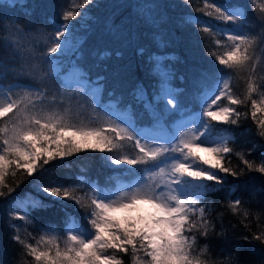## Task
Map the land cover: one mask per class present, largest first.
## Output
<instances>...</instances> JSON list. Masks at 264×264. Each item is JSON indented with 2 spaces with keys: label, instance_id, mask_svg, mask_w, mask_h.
<instances>
[{
  "label": "snow or ice",
  "instance_id": "obj_1",
  "mask_svg": "<svg viewBox=\"0 0 264 264\" xmlns=\"http://www.w3.org/2000/svg\"><path fill=\"white\" fill-rule=\"evenodd\" d=\"M184 2L190 5V0ZM249 2L258 9L256 18L264 26V6L257 5L256 0ZM94 3L95 0H69L60 14L61 23L53 31L26 36L22 26L14 27L10 38L2 42L5 57L10 53L13 59L19 58L20 68L15 75L29 77L34 83L29 87L0 85V117H9L0 126V197L15 191L9 176L15 179L19 174V187L25 176L34 179L51 162L84 151L111 153L105 156L106 162L117 168L127 165L122 171L136 178L130 183L117 180L111 188H101L84 177H79L76 184H38L37 191L54 202H74L83 211L87 226L69 216L62 232L46 228L33 245L28 242L31 233L22 237L20 225L11 223L20 220L25 225L32 224L31 213L45 208L43 199H26L14 205L19 213L9 211V226L16 229L11 239L35 264H123L116 253L129 252L132 264H207L201 256L193 255L196 234L207 238L214 231L211 206L204 205L203 200L210 192L224 191L226 185L247 173L264 177V156L257 163L249 159L251 150L236 152L229 130L212 123L238 125L241 113L233 106L249 99L254 120L257 112L264 113V91H260L259 101L252 98L254 92L264 88V66L257 72L253 57L258 36L264 44V27L258 36L253 35L248 29L247 9L201 0L202 7H196L195 12L225 26L214 27L199 19L189 23L202 33V42L210 36L217 48L223 49L222 53L209 52L223 67L213 70L211 83L208 76L194 74L200 110L189 112L181 102L180 90L172 86L173 73L166 69L164 61H153L158 87L151 97L141 86L133 85L131 90L132 104L141 106L152 121V129L145 130L136 126L133 114L121 111L115 102L107 106L101 103L103 77L90 81L78 64L63 73V58L69 53L75 56L82 47L73 29ZM219 37H226L227 43ZM41 42L43 47H39ZM5 68L6 58H0V77H6ZM224 69L248 73L244 100L233 93L231 75ZM56 82L58 88L54 87ZM224 99L227 104L218 103ZM177 113L180 120L171 132L165 131L166 121ZM257 128L264 137V119L257 122ZM201 151L209 158L200 156ZM232 154L243 168L231 164ZM236 191H229L227 208L247 219L246 201L239 196L232 198ZM140 204L150 205L152 211L122 219L114 215L137 211ZM257 229L252 240L264 246V226L258 224ZM244 240L247 242L248 237ZM110 251L112 254H107ZM141 252L146 259L139 256ZM219 264L236 262L229 259Z\"/></svg>",
  "mask_w": 264,
  "mask_h": 264
},
{
  "label": "trees",
  "instance_id": "obj_2",
  "mask_svg": "<svg viewBox=\"0 0 264 264\" xmlns=\"http://www.w3.org/2000/svg\"><path fill=\"white\" fill-rule=\"evenodd\" d=\"M67 2V0H13L0 3V58H6V66L10 67L5 68L7 75L0 77V84L21 82L33 85L34 83L29 77L15 75L20 68L19 58L13 59L10 53L5 57L2 42L11 36L5 22L16 18L14 27L22 26L26 36L38 35L40 32L46 34L53 31L55 24L61 21L60 14ZM74 2L75 0H72V3ZM227 2L247 9L248 29L253 35L258 36L264 27L256 18L258 9L251 5L249 0H227ZM24 4L28 7H22ZM256 4L264 6V0H256ZM198 6L202 7L201 0H190V5L184 0H95V3L88 7L89 16L84 19L85 21L80 22V26V23L78 24L79 35L82 38L79 62L90 78L103 77L101 101L105 102L110 98L119 100L125 106L130 104L134 108L137 106L132 104L131 90L133 85L149 90L151 82L155 80L152 57L164 52L157 43V37L161 36L167 46L165 52H172V57L168 59L175 67L176 80L183 78L179 83L182 100L186 104L196 102L194 74H203L210 80L214 75L213 70L223 67L209 55L210 51L222 53L223 49L217 48L210 36L202 42L200 39L202 33L197 26L189 23L195 16L206 18L202 13L195 12L194 9ZM73 22L76 24L75 21ZM219 38L227 42L226 37ZM39 47H43V42ZM253 57L259 72L264 66V44L260 43L259 36ZM224 72L231 75L230 87L233 93L244 100L247 95L248 73L237 74L228 69H224ZM54 87L58 88L59 83H54ZM260 91H264V88L254 92L252 98L259 101ZM220 103L227 104V100L224 99ZM233 107L241 113L238 125L212 123L217 128H226L231 132L233 137L231 146L236 152L247 153L251 150L249 159L259 163L264 156V137L259 135L257 122L264 119V113L257 112L254 120L251 115L250 99ZM141 113L145 119L147 115L144 111ZM8 119L9 117H1L0 126L7 123ZM108 155L111 153L84 151L62 161H53L45 166L46 171L37 173L34 179L25 176L19 187H16L19 174L15 179L11 176L7 178L15 191L10 196L0 197V264H35L32 257L27 256L26 251L11 239L16 229L9 226L8 214L11 211L9 202L18 196L43 199L45 208L31 213L32 224L25 225L20 220L11 221L12 224L20 225L22 237L31 233L28 242L33 245L46 228L62 232L66 225L65 220L69 216L86 227L84 213L74 202H54L52 197L38 192L37 185L76 184L79 177H84L86 181L95 182L101 188H111L116 179L122 178L124 173L122 169H127L128 166L121 165L117 168L110 165L105 160V156ZM229 159L233 166L244 167L235 154L230 155ZM135 167L139 169L141 166ZM125 173L132 174L129 171ZM228 179L232 180L231 177ZM233 188L237 191L232 198L239 196L246 201L245 207L249 211L247 219L242 214L234 215L227 208L228 193ZM3 191L7 192V189ZM242 193L246 194L242 195ZM202 203L211 206L214 231L207 238L200 236L199 233L196 234L194 256H201L207 264H219L229 259L234 260L236 264H264V246L252 240V234L258 231L257 225L264 226V177L256 172L247 173L239 180L226 185L224 191L210 192ZM62 204H67L68 207H61ZM244 237H248L247 242ZM205 246L207 248L202 253ZM107 254L112 253L110 251ZM116 255L123 264H132L131 252L116 253ZM139 256L146 259L143 252L139 253Z\"/></svg>",
  "mask_w": 264,
  "mask_h": 264
},
{
  "label": "rangeland",
  "instance_id": "obj_3",
  "mask_svg": "<svg viewBox=\"0 0 264 264\" xmlns=\"http://www.w3.org/2000/svg\"><path fill=\"white\" fill-rule=\"evenodd\" d=\"M4 1H8V2H11V1H13V0H0V3H4ZM68 2H69V0H67ZM257 1H263V0H257ZM67 2V3H68ZM214 2H217V3H227L228 5H231L229 2H227V0L226 1H222V0H217V1H214ZM71 3H72V0H71ZM89 16V13L87 12L86 13V15H85V17H84V19L85 18H87ZM192 20L193 19H199L202 23H211V24H213V26L215 27V26H220V27H224L225 25H223V24H221L220 22H216V21H213V20H211V18L210 17H206L205 19L204 18H202V17H200V16H195V17H192L191 18ZM83 21H85V20H82V21H80V22H83ZM8 22V21H7ZM59 23H61V21H59V22H57L56 24H55V26L56 25H58ZM74 23V22H73ZM8 25L10 26V24L8 23ZM81 25V23L79 24V26ZM55 26H54V28H55ZM79 26L77 25L74 29H73V31H74V33L77 35V37L79 38V40H80V42H81V36L79 35V31H78V28H79ZM47 34V33H46ZM36 35V34H35ZM9 36H10V34H9ZM7 40V39H6ZM157 43H158V45H159V47H160V49L162 50V51H164L162 54H160V55H162V56H160V55H157V54H155L153 57H152V59H153V61H155V60H162V61H164L165 62V67H166V69L168 70V71H170V72H172L173 73V79H172V86L174 87V88H178L179 90H180V92H181V87H180V85H179V83H181V81H182V79L183 78H180L181 80H176V70H175V67H173V65L170 63V61H169V57H172V52H165V51H167V46L165 45V42L163 41V38L161 37V36H158L157 37ZM227 43V42H226ZM80 55H81V53H80V51L78 52V53H76V55L75 56H73L71 53H69L66 57H64L63 58V61H62V67H63V73L64 74H67L69 71H70V69L72 68V66H73V64H78V66L86 73V70L84 69V68H82V66H81V64H80V62H79V58H80ZM167 58V59H166ZM6 67H8V66H6ZM17 67V66H16ZM10 67H8V69H9ZM87 74V73H86ZM87 77L89 78V80L90 81H95L97 78H94V79H92V78H90V76L87 74ZM211 81H212V79L210 78V80H209V83H211ZM11 84H19V85H21V86H23V87H29V86H32L31 84H26V83H21V82H15V83H11ZM0 85H2V84H0ZM8 85H10V84H8ZM3 86H7V85H3ZM157 87H158V85H157V82H156V78H155V80H153L152 82H151V84H150V87H149V90L148 89H146V88H144V87H142L144 90H145V92H146V94H147V96L148 97H151V95H152V93L157 89ZM110 101H112V102H115L117 105H118V107H119V109L121 110V111H128V112H130V114H133V118H134V120H135V123H136V126L138 127V128H141V129H145V130H151L152 129V121L150 120V118L147 116V117H145V119L143 118V113H141L142 111H143V109H142V107L141 106H139V105H137L136 106V104H134V106H136L135 108L134 107H132L131 106V108H129V106H125L124 104H121V102L119 101V100H114V99H107L105 102H102L101 101V103L103 104V105H105V106H107L108 104H109V102ZM181 102H182V104L189 110V112H196V111H199L200 109H199V102L198 101H196V102H191L190 104L188 103V104H186V102H184L183 100H182V98H181ZM221 101H219L218 103H220ZM11 114V113H10ZM12 115V114H11ZM10 115V116H11ZM1 118V117H0ZM180 114L179 113H177V115L174 117V118H170V119H168L167 121H166V123H165V131H167V132H171L172 131V128L176 125V123H177V121H179L180 120ZM229 134L231 135V132L229 131ZM199 155L200 156H202V157H204L205 159H208L209 157L207 156V154L206 153H204L203 151H201V152H199ZM202 167H203V165H201ZM126 171H124V173L122 174L123 176H125V177H123L122 176V178H119V179H116L115 181H114V185H115V182L117 181V180H119V181H121V182H123V183H130V182H132L135 178H136V175L134 176V175H129V173H125ZM26 199H28V198H25V199H21V198H13V200L12 201H10L9 202V204H10V209H11V211H15V212H20V209L19 208H16V207H14V205L15 204H17L18 202H20V201H24V200H26ZM152 211V209H151V207H150V205H147V204H140V205H138V210L137 211H133V212H131V213H124V212H117V213H115L114 215L118 218V219H122L123 217H125L126 215H132V216H136V215H147L149 212H151ZM65 227H66V225H65Z\"/></svg>",
  "mask_w": 264,
  "mask_h": 264
},
{
  "label": "bare ground",
  "instance_id": "obj_4",
  "mask_svg": "<svg viewBox=\"0 0 264 264\" xmlns=\"http://www.w3.org/2000/svg\"><path fill=\"white\" fill-rule=\"evenodd\" d=\"M10 24V23H9ZM11 25V24H10Z\"/></svg>",
  "mask_w": 264,
  "mask_h": 264
}]
</instances>
